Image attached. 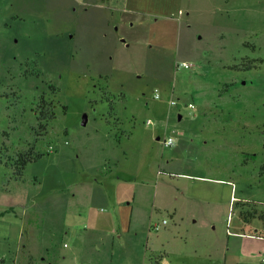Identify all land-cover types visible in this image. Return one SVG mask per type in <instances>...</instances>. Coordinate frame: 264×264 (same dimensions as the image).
<instances>
[{"label":"rangeland","instance_id":"374dc122","mask_svg":"<svg viewBox=\"0 0 264 264\" xmlns=\"http://www.w3.org/2000/svg\"><path fill=\"white\" fill-rule=\"evenodd\" d=\"M29 149L41 157L17 177ZM84 181L124 182L143 226L78 254L64 216ZM251 210L264 0H0V264H263Z\"/></svg>","mask_w":264,"mask_h":264},{"label":"crops","instance_id":"0c3cea01","mask_svg":"<svg viewBox=\"0 0 264 264\" xmlns=\"http://www.w3.org/2000/svg\"><path fill=\"white\" fill-rule=\"evenodd\" d=\"M124 182H117L108 191L103 184H93L84 181L78 183V195L82 196L84 202L81 210H73L64 216L69 226L77 253L81 254L83 246H96L97 244H111L128 235L133 229L137 230L143 226V218L139 207H132L128 197L117 192V188ZM76 194H72L75 198ZM150 221V220H149ZM164 226V225H163ZM162 228V227H161ZM138 236V233L136 234ZM85 261V260H84ZM88 264H113L112 262L96 263L91 260Z\"/></svg>","mask_w":264,"mask_h":264},{"label":"trees","instance_id":"16d2710c","mask_svg":"<svg viewBox=\"0 0 264 264\" xmlns=\"http://www.w3.org/2000/svg\"><path fill=\"white\" fill-rule=\"evenodd\" d=\"M53 117V113L51 111V106L47 104L43 98L41 99V106H40V112H39V120L45 121L49 118ZM42 127V125H41ZM41 155L36 154L33 152V149H29L26 152L19 153L17 155V158L14 160L12 167L14 168L15 174L17 177H21L22 170L24 167L31 162H34L35 160L39 159ZM257 216V212L255 210H251L250 212H241V217L244 222H248V219L255 218ZM257 218L264 222V213L257 216Z\"/></svg>","mask_w":264,"mask_h":264},{"label":"built area","instance_id":"2783aa9c","mask_svg":"<svg viewBox=\"0 0 264 264\" xmlns=\"http://www.w3.org/2000/svg\"><path fill=\"white\" fill-rule=\"evenodd\" d=\"M176 67H177L178 69H179V68L190 69V68L193 67V65L190 64V63H187V62H183V63L178 64ZM155 97L158 98L159 96L156 94ZM171 105L175 106L176 103H175L174 101H172V102H171ZM147 124L149 125V124H151V122L148 121ZM163 145H164L165 147H171V146L173 145V139L170 138V137L167 138L166 140L163 141ZM165 223H166V222L163 221L161 224H154L152 227H153V229H155V230H159V228H161V226L165 225ZM262 263L264 264V260L262 261Z\"/></svg>","mask_w":264,"mask_h":264},{"label":"water","instance_id":"95a60500","mask_svg":"<svg viewBox=\"0 0 264 264\" xmlns=\"http://www.w3.org/2000/svg\"><path fill=\"white\" fill-rule=\"evenodd\" d=\"M102 1H104V0H102Z\"/></svg>","mask_w":264,"mask_h":264}]
</instances>
